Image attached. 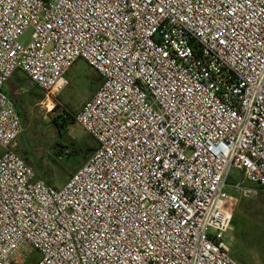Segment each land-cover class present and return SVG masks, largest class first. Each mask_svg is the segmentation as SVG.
<instances>
[{"label":"built area","instance_id":"obj_1","mask_svg":"<svg viewBox=\"0 0 264 264\" xmlns=\"http://www.w3.org/2000/svg\"><path fill=\"white\" fill-rule=\"evenodd\" d=\"M78 60L96 149L56 187L4 85L21 72L50 111ZM0 151V264H239L229 190L257 189L228 178L264 191V0H0Z\"/></svg>","mask_w":264,"mask_h":264},{"label":"rangeland","instance_id":"obj_2","mask_svg":"<svg viewBox=\"0 0 264 264\" xmlns=\"http://www.w3.org/2000/svg\"><path fill=\"white\" fill-rule=\"evenodd\" d=\"M30 34L31 30H26L20 36V43L28 44ZM68 74V84L57 97L56 105L59 107L56 110L53 108L47 111L39 104L43 95L36 89L25 108L19 107L21 104L12 98L23 122V132L17 140V152L19 154L21 151L31 159V163H27L33 168L37 178L56 187L62 186L88 160L83 158L80 150L88 138L74 122L60 127L58 132L53 121L57 119L60 123V117L66 112L76 113L99 86L98 74L82 60L76 62ZM7 90L5 85V91ZM62 152H69L71 156H63L58 160V155ZM237 181L246 187L255 186L257 195L240 198L229 190L231 200L228 204L234 215L226 240L231 256L239 264H264V191L246 182L241 172L232 170L228 183L234 184ZM22 258L27 264H32L39 258V254L28 249L24 250Z\"/></svg>","mask_w":264,"mask_h":264},{"label":"crops","instance_id":"obj_3","mask_svg":"<svg viewBox=\"0 0 264 264\" xmlns=\"http://www.w3.org/2000/svg\"><path fill=\"white\" fill-rule=\"evenodd\" d=\"M78 61H76V62H78ZM72 67L68 70L67 75H69L68 73H70V71L72 70ZM67 75H66V77H67ZM5 85H7V88H8L7 91H5ZM5 85H4V91H5V93L10 97V99L13 102H14V100L12 98L14 97L16 99V101L21 104L19 106L21 108H25L27 106V104L31 101V96L33 95L32 92H33V90L36 89L30 83V81L24 76V74H22L19 71L18 72H15L10 77V79L6 82ZM36 90L39 91L38 89H36ZM14 104H15V102H14ZM19 155L22 156V157H24L26 159V162H28L29 164L31 163V159L29 157H25V155L23 153H21V151H19ZM248 187L256 188L253 185L248 186Z\"/></svg>","mask_w":264,"mask_h":264},{"label":"trees","instance_id":"obj_4","mask_svg":"<svg viewBox=\"0 0 264 264\" xmlns=\"http://www.w3.org/2000/svg\"><path fill=\"white\" fill-rule=\"evenodd\" d=\"M98 81H99V85L101 83V78L99 75H97ZM59 106H55L54 109H58ZM64 113V111H63ZM75 114V113H74ZM74 114H70V113H64V115L62 117H60V123H58L57 119H54V125L57 126L56 130L58 132H60V127H64L65 125H68L72 122H74ZM59 118V117H58ZM22 121V120H21ZM23 123V122H22ZM88 140H86L85 142H83L82 146L80 148L82 154H83V158L87 159L89 158V156L92 155V153L94 152V150L96 149V142L94 141V139H92L90 136L87 135ZM68 156H71V154L68 152ZM24 160H26L24 157H22ZM234 215V214H233ZM233 220V219H232ZM235 221V220H234ZM26 264V263H24Z\"/></svg>","mask_w":264,"mask_h":264}]
</instances>
